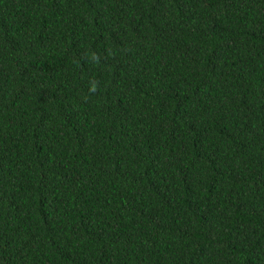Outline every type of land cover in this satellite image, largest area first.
Returning <instances> with one entry per match:
<instances>
[{
  "label": "trees",
  "instance_id": "16d2710c",
  "mask_svg": "<svg viewBox=\"0 0 264 264\" xmlns=\"http://www.w3.org/2000/svg\"><path fill=\"white\" fill-rule=\"evenodd\" d=\"M0 264H264V0H0Z\"/></svg>",
  "mask_w": 264,
  "mask_h": 264
},
{
  "label": "clouds",
  "instance_id": "9594fccd",
  "mask_svg": "<svg viewBox=\"0 0 264 264\" xmlns=\"http://www.w3.org/2000/svg\"><path fill=\"white\" fill-rule=\"evenodd\" d=\"M95 90V86H93V88H92V91H94Z\"/></svg>",
  "mask_w": 264,
  "mask_h": 264
}]
</instances>
